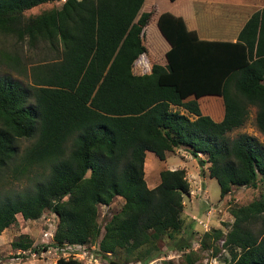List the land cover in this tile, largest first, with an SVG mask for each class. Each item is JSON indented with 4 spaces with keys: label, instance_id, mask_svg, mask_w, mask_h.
I'll return each mask as SVG.
<instances>
[{
    "label": "trees",
    "instance_id": "1",
    "mask_svg": "<svg viewBox=\"0 0 264 264\" xmlns=\"http://www.w3.org/2000/svg\"><path fill=\"white\" fill-rule=\"evenodd\" d=\"M56 1L0 0V35L31 48L42 43L56 55L30 68L29 87L0 75V182L11 175L29 181L24 191L0 197V235L19 214L35 221L49 210L58 219L54 244L85 246L99 239L100 206L122 198L120 214L104 226L103 259L123 251L126 262L150 264L167 238L182 264H201L193 239L182 235L186 172L161 169L160 184L149 190L144 160L149 152L165 165L169 153L187 149L202 175L208 164L221 198L233 187L264 185V144L246 134L228 137L247 124L251 106L264 135V9L236 42L201 40L169 12L151 21L150 12L139 14L145 0H65L25 19L26 11ZM155 20L171 46L166 65L135 75L134 62L147 52L142 30ZM207 97L221 99L207 107L213 113L201 111ZM231 214L227 232H205L201 249L213 259L227 249L226 263L264 264V195ZM18 237L13 250L35 248L28 235Z\"/></svg>",
    "mask_w": 264,
    "mask_h": 264
},
{
    "label": "rangeland",
    "instance_id": "2",
    "mask_svg": "<svg viewBox=\"0 0 264 264\" xmlns=\"http://www.w3.org/2000/svg\"><path fill=\"white\" fill-rule=\"evenodd\" d=\"M64 2L65 0H58V2L39 5L26 11L24 17L25 19L35 17L52 8H56L57 10ZM223 3L228 6H231L229 4H235L236 7L230 11H224L222 7L224 6L222 5ZM244 4L253 5L252 12L264 7V2H260V0H212L211 3L207 4V9L211 11L201 9V13L198 14L199 18L196 16L194 19V11L197 8L194 0H145L142 12H150L152 14L151 21L154 20L156 15L159 17L161 13L169 12L188 19L191 27H194L193 24L196 25L197 29H200L201 35H206L203 37L230 38L236 34V30L232 28L233 26L230 22L223 20V17H229L233 13L236 15L234 17L240 20V16L244 12V8H241V5ZM156 29L157 20L154 23L149 22L148 28L142 36L143 45L147 47L149 52L147 58L151 59L152 57L153 60H161L162 55L164 56L166 46L158 38ZM54 58H56L55 53L42 43H39L36 48H31L27 43H18L12 37L0 35V75H11L20 80L25 87L32 85V80L29 77L30 68L43 62L53 61ZM144 60H140L138 63L136 62L134 69L138 68L137 66L143 69ZM149 64L153 66L156 64V61H150ZM146 66L148 67L149 65L147 64ZM201 105H206L201 110L202 112H212L211 108H207L211 105L210 100L203 101ZM249 111L250 116L247 124L230 133L228 137L233 139L239 134H246L248 136H255L260 143L264 144V136L256 128L255 117L257 111L253 107ZM185 112L187 115L191 114L187 110ZM28 145L30 143L26 142L23 145V149ZM157 160L155 155L149 153L145 158V174L149 186L154 185L159 180L158 172L161 169H183L186 172L191 190L187 195L183 196L182 235H190L193 239L192 248L196 252L199 262L201 264H232L224 262L225 259L230 261V252L227 249H221L215 259L212 257L213 252L203 251L201 249L202 236L205 232L217 229L227 232L228 228L224 224H231L234 221L231 211L237 207H247L252 202L260 200L264 195V185L260 184L256 189L233 187L230 193L221 198L219 192L220 186L217 181L211 179L209 174H207V165L203 167L204 174L202 175L196 160L193 159L187 149L180 148L173 153H169L168 157H166L165 165H162L163 163ZM28 184L29 181L27 179L18 181L11 175L8 179L0 182V197L11 194L12 192L24 191L25 186ZM124 203V199L115 198L110 206H100L99 217L97 219L100 226L99 239L89 241L85 250L87 257L90 255L94 256L97 264H107V261L116 264L137 263V261L126 262L124 254L122 253L123 251L106 254L104 255L106 259H103V254L100 253L99 244L104 233V226L113 215L120 214ZM16 218H18L16 223L4 230L0 235V264H56V261L62 255L58 248H63V246H56L53 242V236L58 223L57 217L51 211L47 210L41 218L35 221L24 222L20 214ZM23 235H28L32 238L35 247L31 252H24V254L12 248L13 241H17L18 236ZM169 244L170 241L167 238H164L160 242L163 253H161L160 258L153 260L150 264H161L163 260H171L174 264H182V254L178 250L169 248ZM218 245L221 246L222 242ZM45 246H48V249H45ZM35 250H39V254L33 253ZM18 255L25 259L19 260L16 258ZM80 264L85 263L81 261Z\"/></svg>",
    "mask_w": 264,
    "mask_h": 264
},
{
    "label": "crops",
    "instance_id": "3",
    "mask_svg": "<svg viewBox=\"0 0 264 264\" xmlns=\"http://www.w3.org/2000/svg\"><path fill=\"white\" fill-rule=\"evenodd\" d=\"M191 1H193V0H191ZM195 2H196V5H197V8L195 9V11H194V15H195V17H194V19L196 18V16H198V18H199V13H201V9H203V10H207V11H211L210 9H207V4L208 3H211V1L210 0H194ZM264 2V0H260V2ZM222 5H224V6H222L223 7V10L224 11H230V10H232V8H234V7H236L235 6V4H229V5H231V6H228V5H226L225 3H223ZM254 6L253 5H249V4H247V5H241V8H244V12L242 13L243 15L242 16H240V20H237L236 19V17H234V16H236V15H234L233 13L232 14H230V16L228 17H223V20H225V21H228V22H230L231 24H232V28L233 29H235L236 31V34L233 36V37H230V38H226V37H218V38H216V37H214V36H212V38L211 37H203V36H206V35H201V33H200V29H197V27H196V25H194L192 22V24H193V26L194 27H191L190 25H189V21H188V19H185L184 17H182V16H179V17H182L183 19H184V21L186 22V25L188 26V28H189V30H194L196 33H197V36L199 37V39H201V40H205V41H216V42H218V41H220V42H236L237 41V37H238V34H239V32L243 29V27L245 26V24L248 22V20H250V18L252 17V14L253 13H255V12H257V11H259V10H255V11H251L252 10V8H253ZM144 8V6H142V8H141V10H140V12H139V14L141 15V13H142V9ZM261 9H264V7H262ZM260 9V10H261ZM140 15L138 16V18L137 19H139V17H140ZM232 17H234V18H232ZM193 20V19H192ZM148 28V26L146 27V28H144L143 30H142V33H141V36H143V33H145L146 32V29ZM156 31H157V33H158V38L162 41V43H164V45L166 46V49H165V51H164V56L162 55V59L161 60H157V59H154L155 61H156V64H159V65H162V66H165L166 65V61H167V58H166V54H167V52L171 49V46L169 45V43L166 41V39L162 36V34L160 33V31H159V27H158V25H157V29H156ZM214 37V38H213ZM142 43H143V38H142ZM147 48V47H146ZM147 54H149V52H148V49H147V52L144 54V55H142L138 60H136L135 62H134V64L137 62L138 63V61H140V60H142L143 59V57H144V61L145 62H143V64H144V66H143V69L142 68H140L139 66H137L138 68H135L134 69V65H133V68H132V71H133V73L135 74V75H143V74H149L150 73V70H151V65L149 64V62L151 61V62H153L154 60L152 59V57H151V59H149V58H147ZM149 65L148 67L146 66V65ZM263 84H264V81H263ZM207 99L208 100H210L211 102H215V104L216 103H221V99L220 98H215V97H207ZM251 107H253V106H251ZM250 107V108H251ZM174 109V111H177L178 110V107H173V106H171V109ZM253 108H255V107H253ZM172 109V110H173ZM256 109V108H255ZM179 110H180V112L183 114V115H186V112H185V110H182V108H179ZM178 110V111H179ZM208 113V112H207ZM219 119H221V118H219ZM218 119V120H219ZM255 119H256V117H255ZM214 120L215 121H218V120H216L215 118H214ZM238 130V129H237ZM260 133V132H259ZM260 134H262V133H260ZM263 135V134H262ZM248 136V135H247ZM251 136V135H250ZM249 136V137H250ZM264 136V135H263ZM255 137V136H254ZM149 153V152H148ZM147 153V154H148ZM149 154H151V153H149ZM153 155H155V154H153ZM156 156V155H155ZM147 157V156H146ZM145 157V158H146ZM158 161V160H157ZM164 164H166V161H165V163ZM207 166H208V164H206ZM145 167H146V165H145V160H144V174H145ZM168 170H171V169H169L168 168ZM183 170V169H182ZM172 171V170H171ZM207 174H208V171H207ZM209 177H210V175H209ZM159 178V177H158ZM211 178V177H210ZM145 179H146V174H145ZM211 179H213V178H211ZM147 181V180H146ZM160 184V178H159V180H157L156 181V183H154V185H152V186H149L148 185V182H147V185H148V188H149V190H152V189H154L155 187H157L158 185ZM18 217V216H17ZM16 220H18V218H16ZM19 252V251H18ZM20 253V252H19Z\"/></svg>",
    "mask_w": 264,
    "mask_h": 264
},
{
    "label": "built area",
    "instance_id": "4",
    "mask_svg": "<svg viewBox=\"0 0 264 264\" xmlns=\"http://www.w3.org/2000/svg\"><path fill=\"white\" fill-rule=\"evenodd\" d=\"M86 247L87 245L83 246L79 244L65 245L61 249L58 248V250H60L62 253V255L59 258H62L64 260H73L78 263L84 261L85 264H97V260L94 258V256L90 255L89 257H87V255L85 254ZM135 264H140V263L137 262Z\"/></svg>",
    "mask_w": 264,
    "mask_h": 264
}]
</instances>
